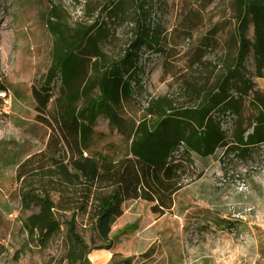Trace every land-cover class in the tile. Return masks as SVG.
Masks as SVG:
<instances>
[{
    "label": "trees",
    "instance_id": "16d2710c",
    "mask_svg": "<svg viewBox=\"0 0 264 264\" xmlns=\"http://www.w3.org/2000/svg\"><path fill=\"white\" fill-rule=\"evenodd\" d=\"M130 5L137 15L134 32L116 55L103 48L110 34L107 23L68 26L50 5L44 20L52 36L50 63L42 84L32 88L33 107L41 114L53 96L52 83L60 81L46 122L50 133L43 150L22 157L13 153L9 161L15 170L24 246L44 248L62 234L67 264H91L89 253L101 248L95 247V240L111 247V228L125 201L156 202L153 212L169 209L195 158L204 159L218 149L224 156L247 158L264 144V91L254 89L252 78L264 76V0L231 2L227 42L234 51L212 71L211 80L200 74L185 77V101L151 97L138 115L127 108L142 87L141 50L163 52V39L147 23L145 0H112L107 14L125 15ZM219 26L214 24L213 35ZM248 57L253 75L246 68ZM100 116L122 136L116 150L94 147L95 136L102 134L94 128ZM229 117L231 125L224 129L222 122ZM2 210L11 213L12 208L6 203ZM65 212L70 213L68 219L63 218ZM79 215L86 217L91 244L77 230Z\"/></svg>",
    "mask_w": 264,
    "mask_h": 264
},
{
    "label": "rangeland",
    "instance_id": "374dc122",
    "mask_svg": "<svg viewBox=\"0 0 264 264\" xmlns=\"http://www.w3.org/2000/svg\"><path fill=\"white\" fill-rule=\"evenodd\" d=\"M110 1L0 0V87L6 88L0 90V264H67L62 234L44 248L24 246L15 170L9 161L13 153L22 157L43 150L50 133L46 122L53 114L60 81L52 83L53 96L44 113L34 109L32 98V88L42 84L50 63L52 36L44 23L50 5L57 7L68 26L93 20L107 23L110 34L103 48L116 55L134 32L137 15L130 5L125 15L108 16ZM145 1L147 23L162 36L163 52L141 50L142 87L127 108L133 115L140 114L151 97L168 95L182 103L183 79L200 74L211 80L212 71L234 51L227 42L233 0ZM215 23L220 26L213 35ZM248 34L252 35L251 28ZM246 68L254 74L251 57ZM252 78L254 89L264 91V76ZM226 120L222 125L229 129L232 120ZM94 128L102 133L95 136V148L103 152L118 148L122 136L110 130L106 118L97 117ZM192 163L182 175L172 206L164 212H153L156 202L141 199L122 204L123 212L111 228V247L94 241L101 248L90 253L102 252L98 264L123 258L131 264H264V144L254 147L247 158L224 156L218 149ZM4 203L11 213L2 210ZM69 217V212L63 214ZM77 224L91 244L86 217L79 215ZM88 259L95 264L89 255Z\"/></svg>",
    "mask_w": 264,
    "mask_h": 264
},
{
    "label": "bare ground",
    "instance_id": "6f19581e",
    "mask_svg": "<svg viewBox=\"0 0 264 264\" xmlns=\"http://www.w3.org/2000/svg\"><path fill=\"white\" fill-rule=\"evenodd\" d=\"M102 255V252H99V251H93L92 253H89V257L90 259L95 263V264H98L100 259H101V256Z\"/></svg>",
    "mask_w": 264,
    "mask_h": 264
},
{
    "label": "crops",
    "instance_id": "0c3cea01",
    "mask_svg": "<svg viewBox=\"0 0 264 264\" xmlns=\"http://www.w3.org/2000/svg\"><path fill=\"white\" fill-rule=\"evenodd\" d=\"M10 166H11V164H10ZM4 205H6V203L2 204L3 207H4Z\"/></svg>",
    "mask_w": 264,
    "mask_h": 264
}]
</instances>
